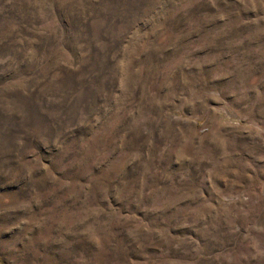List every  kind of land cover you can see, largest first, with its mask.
<instances>
[{
	"label": "rangeland",
	"instance_id": "obj_1",
	"mask_svg": "<svg viewBox=\"0 0 264 264\" xmlns=\"http://www.w3.org/2000/svg\"><path fill=\"white\" fill-rule=\"evenodd\" d=\"M0 264H264V0H0Z\"/></svg>",
	"mask_w": 264,
	"mask_h": 264
}]
</instances>
